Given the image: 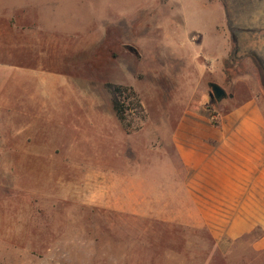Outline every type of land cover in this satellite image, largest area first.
Listing matches in <instances>:
<instances>
[{"label":"rangeland","instance_id":"obj_1","mask_svg":"<svg viewBox=\"0 0 264 264\" xmlns=\"http://www.w3.org/2000/svg\"><path fill=\"white\" fill-rule=\"evenodd\" d=\"M34 1L0 105V264H264V216L203 213L230 131L264 174V0ZM105 82L137 93L130 132Z\"/></svg>","mask_w":264,"mask_h":264},{"label":"crops","instance_id":"obj_2","mask_svg":"<svg viewBox=\"0 0 264 264\" xmlns=\"http://www.w3.org/2000/svg\"><path fill=\"white\" fill-rule=\"evenodd\" d=\"M34 6V0H0V105L4 104L3 99L13 96L11 93L15 91V88L13 87L12 90L8 84L13 82L16 86L18 74H21L24 80L28 79L27 71L21 68L15 69L14 66L19 65V56L26 58L25 64L19 66H27L28 53L32 52L31 48L26 47L27 45L19 47V43L33 40ZM3 82L7 84L6 88L3 87ZM240 133H242L240 130L229 132L228 140H225L224 144L226 151L223 152L227 156L216 158L219 167H213V172L217 169L218 176L215 177L212 170L209 171L211 175L208 176V182L205 184L218 187L219 203L217 208H213L214 203L210 204L211 201H215V198L209 189L208 193L212 196L203 202L204 204L208 202L210 208L205 209L204 205L203 213H249V220L252 221L254 217L264 216V174L263 171L258 173L256 146L247 144L251 141L236 140L248 138V136L238 135ZM254 224L256 221L250 224L244 223L243 229L249 230Z\"/></svg>","mask_w":264,"mask_h":264},{"label":"trees","instance_id":"obj_3","mask_svg":"<svg viewBox=\"0 0 264 264\" xmlns=\"http://www.w3.org/2000/svg\"><path fill=\"white\" fill-rule=\"evenodd\" d=\"M105 87L111 95L112 107L114 109L117 119L122 123L125 130L127 132H130L131 123L128 118L129 103H133L138 109H142V105L137 93L130 85L105 82Z\"/></svg>","mask_w":264,"mask_h":264},{"label":"water","instance_id":"obj_4","mask_svg":"<svg viewBox=\"0 0 264 264\" xmlns=\"http://www.w3.org/2000/svg\"><path fill=\"white\" fill-rule=\"evenodd\" d=\"M224 94H225V92H224L223 88H221L217 84H213L212 85V91L209 92L210 98H213V97L219 98V97L223 96Z\"/></svg>","mask_w":264,"mask_h":264}]
</instances>
